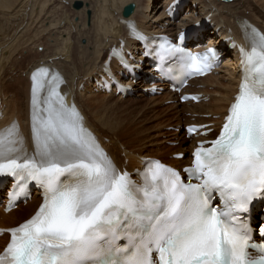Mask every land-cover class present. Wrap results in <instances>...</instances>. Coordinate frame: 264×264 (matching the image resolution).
I'll use <instances>...</instances> for the list:
<instances>
[{"label":"snow or ice","instance_id":"snow-or-ice-1","mask_svg":"<svg viewBox=\"0 0 264 264\" xmlns=\"http://www.w3.org/2000/svg\"><path fill=\"white\" fill-rule=\"evenodd\" d=\"M251 44L241 49L243 80L222 130L192 153L187 182L159 161L146 162L141 183L119 172L59 91V73L33 72L34 151L17 124L0 131V177L14 178L9 210L31 181L43 202L9 230L0 264H264V243L252 242L237 215L264 199V34L255 28ZM160 53L180 59L185 79L207 74L217 57L215 49L192 54L167 39Z\"/></svg>","mask_w":264,"mask_h":264},{"label":"bare ground","instance_id":"bare-ground-1","mask_svg":"<svg viewBox=\"0 0 264 264\" xmlns=\"http://www.w3.org/2000/svg\"><path fill=\"white\" fill-rule=\"evenodd\" d=\"M63 1L64 0H60L61 4ZM14 2H16V4H14ZM37 2L38 1H36L35 3ZM71 2L73 3V1ZM90 2L92 4L95 2L94 3L95 9H91L92 18H90L91 19L90 29H88L89 27L85 28V25H83L84 22L82 23V20L80 23L76 25H74L75 24L74 22H73L74 24L71 25V23L68 22L69 21L68 19L67 20L64 19L62 21L60 20L58 26L54 24L56 26L55 27L53 25V30L52 28H49L50 32L52 30L53 33L50 35V33L48 32L49 35L52 36L55 41L58 39L57 41L59 42L56 43L58 45L56 46L55 44L53 45L54 47L57 48H54L55 50H53L50 54L42 55L41 59L39 61L37 60L38 62L35 65H33V67L27 69V73L25 74L26 80L24 84L22 82H15L16 79L18 78H13V77L8 78L7 85L11 86L16 91L17 95L21 94L22 97L16 98L13 95L7 96L5 83L4 81L1 80V76H0V129L2 128L7 129L11 127L13 123L17 124L19 127V133L25 141V148L27 149L29 154H31L34 151L31 140L30 124H29L30 121L29 112L31 113V109H29L28 106L29 85H30L28 81V75L32 70H34L35 68L39 67V65H41V67L48 68L50 71L59 73V75L65 80V85L61 87V90L65 94L67 102L68 103L72 102L73 104H75L76 108L80 112V115L83 117L84 126L96 138L101 148L113 161L117 170L119 172H122L123 170L132 172L138 179L139 168L143 166L146 158H156L160 161L163 158H165V156L161 153H159V155H157L156 153L147 155L148 152L146 151V148L148 147H150L149 149H151L152 147L158 148L161 144L148 143L145 144V146L141 145L142 148L140 147L141 148L140 150L138 148L137 149L138 151L137 150L132 151L135 149L129 150L127 148L129 147V143H130L129 137L122 133L123 132L122 129L114 128L113 127L114 125L109 124L110 122L108 123L105 119L104 122L103 118L101 117L100 109L104 108L103 107L104 99L103 98H102L103 100L89 99V97H94V95H92L90 88L86 89L84 85L90 82L89 84L91 85L90 87L94 89L95 85H93V82H97L102 77H104V74L102 73L104 68L112 71L113 69L115 71H120V68L117 67L116 63L108 56V53L111 48L118 50L120 53H123V55L127 59V62L131 66H133V68H135L133 72H140V74H143L142 75L143 77L144 76L147 77L149 74L146 73L151 72V70L148 69L144 70L142 68L144 66H145L144 68H146V64L143 66H139V60L143 59V53L147 51V49H145V46L150 44L152 41L156 40L158 36L161 34H168L169 36H175L180 31H187L189 29H195L196 27L199 26H206L204 24L205 23L204 19L205 17H207L210 19L212 28L207 29L204 34L199 31H193L191 33H188L187 40L185 41V43L187 44L188 48H192L193 46H195V50H199V49H203L202 44L206 41L207 42L206 48L214 47L217 53L222 54L224 52L225 57L223 64L221 65L222 67L220 66V68L225 69L224 72H226V74H222V76L218 78L219 77L218 73H223L221 71L222 69L218 68L208 76L191 81L185 92L200 95V102L196 104L192 102L180 104L178 103L177 96H173L172 94H169L167 92L165 93V97H166L165 100L171 102L172 108L170 110L174 111V113L178 115L175 128H177V126L181 123V121H183L182 114L183 115L188 114V119L187 120L184 119L185 121L184 125L194 124L197 126H204L210 124L209 126L202 128L201 130L212 128L215 129V132H217L216 126L220 121V117L224 115L228 106L232 102V98L236 93L237 84L239 83L236 74L237 69L239 68L240 65L239 59L237 57V53H235V49H233L231 52L227 50L228 47L227 44L237 43L246 47L252 45L249 42V38L247 35L248 31L244 29L245 22H251L252 24H255L264 33V0H259V3H262L261 6L251 4V0H230L229 3H222L220 0H191L190 3L186 4V8L190 7L191 4H196L197 8L191 7L188 13H190V11L191 13H194L193 9H198V11L196 12L197 15H194L191 18L190 17L181 18L180 21H178L177 23H175L176 18L175 19L173 18L181 10L180 1L166 0L162 8L158 4V0H155L154 8H152L151 6L152 2L150 3V0H148V4L150 3L148 7H146L147 0H90ZM120 2H122V4ZM127 3L129 5H133L134 8L132 13L127 18H124L122 17L121 13L123 8L126 5H128ZM12 4L15 6L16 5L19 6L17 7L18 8L17 11L11 16H16V17L22 16V18H25L27 16L25 11L29 10V12L32 13L33 10L35 12L37 10L36 7H34V5L36 4L32 3V0H0V19L7 17L8 12L14 7ZM44 5H47V3L43 4V6ZM58 5H60V3ZM21 7H24V9L19 14H17L19 8ZM59 7L60 6H58V8ZM41 10L42 9H40V11ZM50 10L49 12H51ZM152 10H154L157 13H161L162 10H164L162 18L158 19V21L156 22L152 21V18H154V16L150 17L149 15ZM54 13L59 14L60 11L58 10L57 12ZM65 13L67 14L66 11ZM41 14L42 13H40V15ZM83 15L85 16V14ZM251 15H254V17L261 20V26L257 24L256 22L257 20L255 21L254 19L253 21L251 19ZM52 16L57 17L56 15H52ZM59 16L61 15L59 14ZM74 16L75 15H73L72 17ZM10 19H12L13 21V18ZM10 19L6 18V20H1V22L4 21L3 22L4 24L5 23L9 24L12 22ZM57 20L59 21V19ZM66 21H67V25L65 28ZM50 22L49 23L51 27L52 21ZM40 23L41 22H39L38 24ZM43 25L45 26V23ZM129 25H133L135 28H137L139 32L143 33L144 39L142 40L141 44H137L135 41H132L130 39L129 33L131 31V28L129 27ZM3 27H6V24ZM61 27L63 28L61 29ZM83 30L85 31V33ZM39 34L41 33L39 32ZM73 35L75 36L74 38ZM82 36L86 40L85 45H79L80 39L83 38ZM59 43H61V46ZM6 45H9V42ZM3 46H2V50L3 48H6L3 51H6L8 49L7 47H10V45L5 46L4 44ZM58 52L61 53V55L59 54L60 56L57 55ZM1 55H0V74L3 71V67H4V65H2L3 62L7 61V60L4 61L3 60L4 55L3 57ZM73 55H75V57L78 56L79 61L82 58L85 59L84 64H82L83 69H82V65L80 64L81 62L80 63L77 62L76 59L73 58ZM143 60L146 59L144 58ZM84 72L86 73L85 76L83 75ZM16 74L17 77H19L20 75L23 74V72ZM122 75L127 76V74L124 72H122ZM126 80L127 83L125 85L129 86V88L126 87L125 89L127 91L135 90L137 92V89L140 86H142L140 87L141 90V88H143L144 86L145 88H147L148 85V82L146 81H144L145 84H140L139 81L134 82L133 78H127ZM81 87H83V89ZM203 88L211 89V91H209L208 89L205 90ZM115 92L116 90L112 91V93ZM12 93L14 94V92ZM136 95H137L136 97L140 100L145 99L146 97L144 94L140 93V91ZM110 96L114 97L113 94L107 97L111 98ZM84 98L85 100H83ZM121 99H122L121 97H117L115 101H122ZM108 101H114V100L108 99ZM205 101L206 103H204ZM84 102L89 103L87 106V110H86L87 104L84 105ZM84 110H86V112H83ZM92 114L93 116H95V123H91L92 122L91 117H93ZM111 123L113 124V122ZM118 126L120 127V125ZM100 130H104L110 133L111 137L107 135H103L100 132ZM171 135H174L173 141L175 142V146L173 147V149H171L172 152L170 153V155L179 154L182 157L178 160L169 159L167 161V164L173 166L174 168H180L181 166L189 165L190 154L195 147V141L201 140L202 138L189 137L188 139H186L187 137H185L184 134L181 133L171 134ZM214 136L215 135L213 133L205 137V139H213ZM170 137L171 136L169 135V140L172 139ZM117 138L125 139L127 147L121 145V143H119V139ZM104 140H108V141L105 142ZM139 182L140 181H137V183ZM37 195L38 194H34V198H36ZM37 204L38 201L36 199H33L25 206L17 207L14 211L10 213H3L1 211L2 208L0 207V231L4 230L7 235L5 241L0 239V244H2L1 248L4 247L8 242L9 230L31 218L35 214V211L37 209Z\"/></svg>","mask_w":264,"mask_h":264},{"label":"rangeland","instance_id":"rangeland-1","mask_svg":"<svg viewBox=\"0 0 264 264\" xmlns=\"http://www.w3.org/2000/svg\"><path fill=\"white\" fill-rule=\"evenodd\" d=\"M36 1H38V2L35 3ZM57 1L60 3V5H58L59 3ZM71 1H73V3ZM76 2H80L82 5L79 10L73 9V5ZM87 2L91 3L90 0L89 1L88 0H75V1L74 0H70V1L64 0L62 2V4H63L62 5L60 0H51V1L50 0H48V1L47 0H34V1L32 0V3L36 4V5H34V7H36L37 10H36V12L33 10V12H32L33 16H32V13L29 12V10L25 11V13L27 14V16L25 18H22V16H18V17L11 16L12 14H14L17 11V9H18L17 7L19 6V5L15 6L12 4L14 7L12 6L13 9H11L8 12L7 17L0 19V51H1L0 55L2 54L1 55L2 57L4 55V57H3L4 61H6V60L8 61V62L7 61L3 62L2 65H4V67H3V71L1 72L0 76H1V80L4 81V83H5L7 96L13 95L16 98L22 97L21 94L17 95L16 91L11 86L7 85L8 78H10V77L18 78V79H16L15 82H22L24 84V82L26 80L25 74L27 73V69L33 67V65H35L41 59L42 55L50 54L53 50H55L54 48H57V47H54L53 45L54 44H55V46L58 45V44H56L57 42H59V41H57L58 39L55 41L53 39V37L50 36L53 33L52 30H53L54 24L56 26H58V23L60 22V20L62 21L64 19H66V20L68 19L69 20L68 22L71 23V25H73L74 23H75L74 25H76V24L80 23L82 20V23L84 22L83 25H85V28L89 27L88 29H90V23H91L90 18H92L91 9H95V5H94L95 2L93 4L92 3L88 4ZM151 2H152L151 6H152V8H154L155 0H153V1L150 0V3ZM46 3H47V5L43 6V4H46ZM120 3L122 4V2H120ZM14 4H16V2H14ZM149 4H148V0H147L146 7H148ZM158 4L162 8L163 4H164V0H160V1L158 0ZM251 4L261 6L262 3H259V0H256V1L251 0ZM58 6H60L61 8L60 7L58 8ZM90 7H92V8H90ZM52 8H53V10H52ZM54 8H56V9H54ZM87 8H89L90 10ZM23 9H24V7L19 8L17 14H19ZM40 9H42V10L40 11ZM57 9L60 11L59 14L62 17L59 16L58 13H54V12L58 11ZM60 9H62V10H60ZM85 9H86V11H85ZM6 10H8V9H6ZM49 10L51 12H49ZM205 10H207V9H205ZM4 11H2V12H4ZM39 11H40V13H42L41 15H40ZM65 11L67 12V14L65 13ZM163 12H164V10H162L161 13H157L154 10H152L149 15H150V17L154 16V18H152V21L156 22V21H158V19L162 18ZM50 13H52V14H50ZM83 14H85L86 17ZM87 14H88V16H87ZM52 15H56L57 17L52 16ZM73 15H75V16L72 17ZM183 15L184 14H180L177 17V20L179 18L183 17ZM37 16H38L39 20L37 19ZM45 16H46V18H45ZM246 16H247V13H246ZM54 17H55V19L56 18L59 19V21L57 19L55 20ZM63 17H65V18H63ZM6 18L7 19L13 18V21H12V19H10V20L14 23H12L10 21L11 23H9V24L5 23L6 27H3V26H5V24L3 23L4 21L1 22V20H6ZM16 18H18V19H16ZM50 19H52V20H50ZM251 19L253 21H254V19H255V21L257 20L256 21L257 24L261 26V20L260 19H257L256 17H254V15H251ZM43 20H44V22H43ZM50 21H52L51 27H50V23H51ZM39 22H41L40 23L41 25L38 24ZM44 23H45V26L43 25ZM48 23H49V25H48ZM66 25H67V21L65 22V28H66ZM98 26H100V25H98ZM40 27H42V28H40ZM63 27H61V29ZM49 28H52L51 32H50ZM42 30H44V31H42ZM39 32L41 34H39ZM45 32H47V33H45ZM48 32L50 33V35ZM84 33H85V31H84ZM15 36H16V38H15ZM74 37L75 36L73 35V38ZM47 38L50 40H48ZM52 41H55V42H52ZM85 41L86 40L84 37L81 38L79 41V45H85ZM6 42L7 43L9 42L10 47H7L8 49L6 51H3L6 49V48H3V50H2L3 44L5 46H9V45H6L7 44ZM33 42H35V43H33ZM47 43H49V44H47ZM59 44L61 46V43H59ZM44 53H46V54H44ZM59 54L61 55L60 52L57 53V55H59ZM73 58L76 59L77 62H79V63L81 62L80 63L81 65L84 64V61H85L84 58L80 59V61L78 59L79 58L78 56L75 57V55H73ZM82 69H83V65H82ZM219 69H222V68H219ZM221 71L223 73H218L219 74L218 75L219 77L217 76L218 78H220L222 76V74H226V72H224L225 69H222ZM20 72H23V74L20 75L19 77H17L16 73H20ZM83 75L85 76L86 73L84 72ZM84 87L86 89L90 88V90H91L89 83L85 84ZM81 88L83 89V87H81ZM203 89L207 90L208 88H203ZM208 90L211 91V89H208ZM12 92H14V94ZM91 93H92V95H94V97H89V99H97V100H100V99L103 100L104 99V101H103V105H104L103 107L104 108L100 109V111H101L100 114H101V117L103 118V121L105 122V120H106L108 123L110 122L109 124L114 125L113 126L114 128L122 129L123 130L122 133L129 137V142H130L129 147L126 146V140L125 139L117 138V139H119V143H121V145L126 146L129 150L135 149L132 151H136L138 148L140 150L142 148V146H145V144H148V143L161 144L158 148H155V147H152L151 149H149L150 147L146 148V151L148 152L147 155H150L153 153H156L157 155H159V153H161L165 156V158H163L161 160L162 162L167 163V161L169 159L172 160V155H170V153L172 152L171 149H173V147L175 146V142L173 141L174 135H171V134H177V133L182 134L181 127L182 128L184 127V122H185L184 119H186V120L188 119V114H185V115L182 114V120L183 121H181V123L177 126V128H175L178 115L176 113H174V111L170 110L172 108V106L169 103L170 101L165 100L166 99V97H165L166 92L164 90L159 95H155L153 97H147V98L142 99V100L134 97L135 96L134 95L133 97H131L129 99L122 100V101H115L116 97L110 96L111 98H108L107 96H104L102 93L95 92L93 90H91ZM108 99H112L114 101H108ZM83 100H85V98ZM204 103H206V101ZM88 104L89 103L84 102V105H86V110H87ZM108 108H109V110H108ZM110 108H111V111H110ZM86 110H84L83 112H86ZM104 110H106V111H104ZM92 116H93V114H92ZM108 116H109V118H108ZM111 117H114V118H111ZM91 118H92L91 123H95V116H93ZM175 119H176V121H175ZM111 122H113V124ZM118 125H120V127ZM100 129H102V128H100ZM182 131H183V129H182ZM100 132L103 135H107V136L111 137L110 133H108L104 130H100ZM169 135L171 136L170 138H172L170 140H169ZM148 139H150V140H148ZM104 141L107 142L108 140H104ZM0 239L1 240L4 239V241H5L6 236L3 235L0 237ZM1 246H2V244H0V248H1Z\"/></svg>","mask_w":264,"mask_h":264},{"label":"water","instance_id":"water-1","mask_svg":"<svg viewBox=\"0 0 264 264\" xmlns=\"http://www.w3.org/2000/svg\"><path fill=\"white\" fill-rule=\"evenodd\" d=\"M222 3H229L230 2V0H220ZM81 3L80 2H76L74 5H73V9L74 10H79L80 8H81ZM133 5H127V6H125L124 8H123V10H122V17H124V18H127L131 13H132V11H133ZM87 16H88V14H87Z\"/></svg>","mask_w":264,"mask_h":264}]
</instances>
